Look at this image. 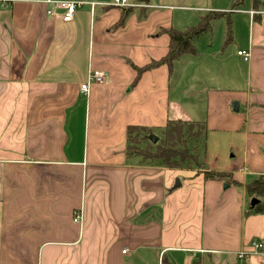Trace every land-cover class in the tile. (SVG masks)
Wrapping results in <instances>:
<instances>
[{
    "label": "crops",
    "instance_id": "obj_1",
    "mask_svg": "<svg viewBox=\"0 0 264 264\" xmlns=\"http://www.w3.org/2000/svg\"><path fill=\"white\" fill-rule=\"evenodd\" d=\"M59 1L0 0V264H161L163 256L172 264H264V251L251 249L253 241L264 244V215L249 213L253 198L244 187L126 153L130 126L157 131L170 120L195 121L179 101L189 85L176 80L190 55L173 70L163 65L138 78L135 68L168 54L169 37L159 32L176 28L172 9L203 12L199 21L225 12L231 51L207 44L208 51L227 56L239 73L209 78L214 90L201 122L212 131H244L241 159L233 155L220 167L218 155L216 171L233 172L243 185L264 176V7L134 0L140 7L120 25V8L98 11L92 3L63 22ZM94 71L106 81L86 94L81 87ZM240 252L250 254L240 260Z\"/></svg>",
    "mask_w": 264,
    "mask_h": 264
},
{
    "label": "trees",
    "instance_id": "obj_2",
    "mask_svg": "<svg viewBox=\"0 0 264 264\" xmlns=\"http://www.w3.org/2000/svg\"><path fill=\"white\" fill-rule=\"evenodd\" d=\"M258 5L264 7V2L255 0ZM135 8H120L122 10L123 24L127 15ZM226 18L225 46L233 42V27L230 15L225 12H208L201 17L197 25L188 26L185 29L170 27L160 29L159 34L169 37L168 54L158 61H152L143 68H136L138 78L146 71L167 65L173 70L175 63L185 55H197L196 41L204 34L213 30L214 25ZM161 130L159 142L153 143L150 136L155 130L138 126H130L127 129V156L138 158L145 165L167 168L170 170L195 171L204 173L205 179L244 187L248 196L260 200L255 207L250 208V214L264 215V176H260L249 184L243 185L234 178L233 172H218L207 170L204 162L200 160L202 149L206 148L208 133L207 123L201 121H187L182 119L170 120ZM161 264H172L166 256H163Z\"/></svg>",
    "mask_w": 264,
    "mask_h": 264
},
{
    "label": "rangeland",
    "instance_id": "obj_3",
    "mask_svg": "<svg viewBox=\"0 0 264 264\" xmlns=\"http://www.w3.org/2000/svg\"><path fill=\"white\" fill-rule=\"evenodd\" d=\"M83 1L87 4L94 3L98 11L101 9L102 5L110 6L114 4V0ZM182 1L184 0H153L154 3H158L160 5L170 3L171 5H174V7H181L184 4ZM87 9H89V6L83 8L82 11H86ZM172 12L174 26L177 29H185L187 26L196 25L199 22L200 18H198L196 14H199V16L203 14V12H190L182 8L172 9ZM224 21L225 20H221L219 23H217V25L214 26L213 31L202 35L196 41L195 44L199 50L200 56H187V58L184 59L186 61L185 67H183V64L181 63L178 65L176 70V80L179 81L181 79L182 82L187 83L184 85H189V96L187 97V95H181L179 101H182L183 105L188 104L190 115L194 117L193 120L195 121H204L206 119V116H208V98L211 95L210 93H213L214 90V83H211L209 78L218 74H224L227 72V70L230 71V73H239L240 67L232 61H228L227 56L221 58L220 55L213 54L212 52L208 51V48L210 49L212 47H209L207 44L213 45V48L211 50L215 52L220 51L224 46ZM226 50L231 51V45L228 46ZM187 76L189 77V81L186 79ZM196 76L201 77L202 79L196 80V78H193L194 80H192V77ZM154 135L159 138L161 136V130H157ZM243 147L244 131L232 134L230 132L208 130L206 138V148L205 150L202 149L200 157V160L202 162H205V165L202 167L207 166V170H218V168H215L212 162L218 155H220V167L230 164V161H234L232 157L233 155H236L237 158L241 159L239 152L243 149ZM250 179L252 178L248 177V181ZM227 187L228 185H225V188Z\"/></svg>",
    "mask_w": 264,
    "mask_h": 264
},
{
    "label": "built area",
    "instance_id": "obj_4",
    "mask_svg": "<svg viewBox=\"0 0 264 264\" xmlns=\"http://www.w3.org/2000/svg\"><path fill=\"white\" fill-rule=\"evenodd\" d=\"M86 4L87 3L84 2L83 0H61L57 2L56 5H57V8L61 10V14L59 16L60 19L63 22L70 23L74 20V16L77 10L82 8ZM113 5L117 8L140 7V5L134 2V0H114ZM91 6L94 8L96 5L92 3ZM48 14L52 15L53 13L52 11H48ZM252 14L254 15L260 14V12H254V13L252 12ZM238 55L241 56L245 61H249L251 59V54L248 51H239ZM106 75H107L106 73L101 72V71L90 72L87 83L83 84L81 87L82 92L88 94L92 83L104 84L106 81ZM74 222L77 224L81 223V216L77 214L76 217L74 218ZM251 249L253 253L260 254L261 252L264 251V244H262L259 241H253L251 242ZM249 254L246 252H240L238 253V259L244 260L248 257Z\"/></svg>",
    "mask_w": 264,
    "mask_h": 264
},
{
    "label": "water",
    "instance_id": "obj_5",
    "mask_svg": "<svg viewBox=\"0 0 264 264\" xmlns=\"http://www.w3.org/2000/svg\"><path fill=\"white\" fill-rule=\"evenodd\" d=\"M233 110L235 112H239V104L238 103H234L233 104ZM150 140L155 144L158 142L159 138H157L155 135H151L150 136ZM181 187V182L179 180L176 181V185L174 186V190L178 189ZM258 203H260V200L257 198H253L251 201V207H255Z\"/></svg>",
    "mask_w": 264,
    "mask_h": 264
}]
</instances>
